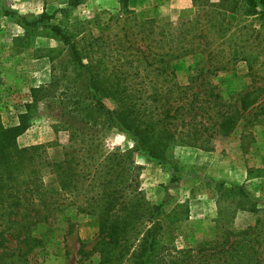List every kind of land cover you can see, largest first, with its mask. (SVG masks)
<instances>
[{"label": "rangeland", "instance_id": "1", "mask_svg": "<svg viewBox=\"0 0 264 264\" xmlns=\"http://www.w3.org/2000/svg\"><path fill=\"white\" fill-rule=\"evenodd\" d=\"M61 8L69 10L52 22L73 34L89 73L73 63L51 30L28 28L7 15L17 11L32 20ZM162 57L171 59L170 70L156 69ZM119 79L128 90L122 96L141 89L138 103L155 90L171 89L174 97L185 90L200 93L208 123L219 119L218 110L243 115L229 136L216 134L207 149L172 143L165 161L134 154L137 167L124 178L136 179L143 196L162 206V243L173 231L179 248L195 246L225 228L264 220V19L239 0H85L77 6L69 0H0V118L7 127L26 124L19 147L40 145L53 162L68 151L87 158L90 145L99 146L101 161L134 150V137L96 111L99 99L117 108L112 85ZM44 181L58 186L54 174ZM237 186L249 199L233 190ZM74 200L33 228L42 243L28 253L30 264H101L95 249L99 217L82 210L83 195ZM254 205L258 211L249 210ZM70 223L74 231L68 234ZM16 243L12 239L10 247ZM131 255L112 264H137Z\"/></svg>", "mask_w": 264, "mask_h": 264}, {"label": "trees", "instance_id": "2", "mask_svg": "<svg viewBox=\"0 0 264 264\" xmlns=\"http://www.w3.org/2000/svg\"><path fill=\"white\" fill-rule=\"evenodd\" d=\"M83 1L69 0V5L77 6ZM239 2H243L252 15L258 14L264 19V0ZM68 10L44 11L32 20L17 11H7V15L28 28L51 30L67 47L73 63L89 73L73 34L62 24L52 22L59 12ZM158 62V71L171 69V59L162 57ZM147 64L152 65V62L147 61ZM93 79L91 77L89 83L94 86ZM122 86V79L112 85L119 102L117 108L108 109L99 99L95 101L96 111L131 134L138 145L134 150L109 154L102 161L100 155L97 157L100 152L97 145L88 146L89 159L68 151L63 160L50 161L41 155L40 145L19 147L17 137L26 127L24 122L7 127L0 118V264H30L28 253L42 243L32 234L33 228L51 222L59 212L76 205L74 199L81 195L85 202L82 210L99 217L101 238L95 249L101 254V264L121 261L127 254H132L137 264H264L262 218L245 229L225 228L215 239L179 248L173 231L166 243L161 242L162 206L143 196L136 179L124 178L128 172L134 174L136 151L149 159L165 161L172 143L207 149L206 144L216 134L229 136L233 132L237 120L243 116L240 111L218 110L219 119L208 123L204 119L209 107L198 101L200 93L189 95L184 90L174 97L171 89L163 91L161 88L162 91L155 90L148 100L138 103L141 89H134L131 96H122L128 91ZM186 115H190V119ZM198 117L200 119H196ZM119 171L120 179L115 180V173ZM48 173L57 177V187L46 185L44 176ZM233 190H239L249 199L244 188L237 186ZM249 210L258 211V208L254 205ZM73 231L74 223H70L68 234ZM12 239H17L16 247H10ZM80 252L87 254L83 246Z\"/></svg>", "mask_w": 264, "mask_h": 264}]
</instances>
